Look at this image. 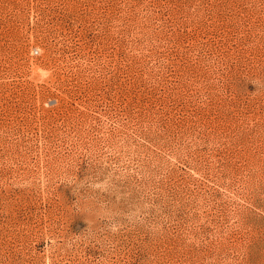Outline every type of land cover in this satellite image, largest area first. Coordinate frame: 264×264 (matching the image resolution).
Returning a JSON list of instances; mask_svg holds the SVG:
<instances>
[{
  "label": "rangeland",
  "instance_id": "1",
  "mask_svg": "<svg viewBox=\"0 0 264 264\" xmlns=\"http://www.w3.org/2000/svg\"><path fill=\"white\" fill-rule=\"evenodd\" d=\"M0 264H264V0H0Z\"/></svg>",
  "mask_w": 264,
  "mask_h": 264
}]
</instances>
